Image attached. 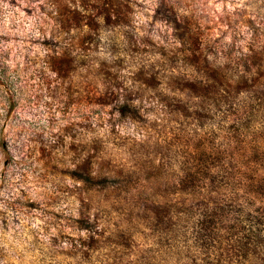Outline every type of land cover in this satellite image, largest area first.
Returning <instances> with one entry per match:
<instances>
[{
	"label": "rangeland",
	"instance_id": "obj_1",
	"mask_svg": "<svg viewBox=\"0 0 264 264\" xmlns=\"http://www.w3.org/2000/svg\"><path fill=\"white\" fill-rule=\"evenodd\" d=\"M104 2L0 0V264H264V0Z\"/></svg>",
	"mask_w": 264,
	"mask_h": 264
},
{
	"label": "trees",
	"instance_id": "obj_2",
	"mask_svg": "<svg viewBox=\"0 0 264 264\" xmlns=\"http://www.w3.org/2000/svg\"><path fill=\"white\" fill-rule=\"evenodd\" d=\"M101 0H67L68 2V6L64 5L63 10H61V7H59L60 3L57 2V0H53V6L54 9L56 10V12L58 13V17H57V22L60 25V27L62 28H72V29H77V27L80 25V23L83 21V25L85 26V28L89 31L87 34V38L93 37L91 36V34H95L97 31V28L99 27V19L101 16H103V21H107L109 22L111 20V18L115 15L113 13V11H109V8L111 7V4L109 2H104L102 4H106L107 7H103L101 5H99ZM106 1V0H104ZM57 3V5H56ZM110 5V6H109ZM109 7V8H108ZM71 9V10H69ZM63 11H66V14L63 13ZM114 14V15H113ZM86 38V39H87ZM85 39V38H82ZM198 47H196L195 49H192L189 52L190 55V61H192V59L194 60H198L200 58L199 55H196L198 53ZM185 57H187V55L184 54ZM204 62L207 63L208 59L203 58L202 59ZM209 68V64L207 63V68ZM211 72H207L203 71L201 72L202 75L206 76L207 78L210 77L213 73V70H210ZM217 73V72H216ZM182 82L185 86H188L190 88V90H195L196 86L194 84L193 81H187L185 78L181 77ZM197 79H194V81H196ZM211 80V78H210ZM218 82V80L216 81ZM257 85H261V83H258ZM228 95L227 92H225L223 94L224 97H226ZM251 101H254V105L255 107H257L258 105L260 106V102H264V92L263 91H258L257 93L253 94L250 96ZM258 105H257V104ZM122 107H130L128 104L122 103ZM232 110H237V108L230 106ZM263 106H260V108H262ZM258 108V107H257ZM120 109V110H121ZM229 109V107H228ZM239 111V110H238ZM256 111V110H255ZM122 115L123 112L119 111ZM226 112V110H225Z\"/></svg>",
	"mask_w": 264,
	"mask_h": 264
}]
</instances>
